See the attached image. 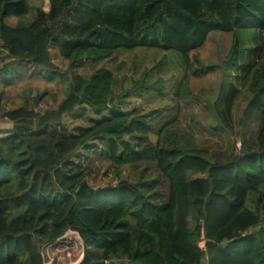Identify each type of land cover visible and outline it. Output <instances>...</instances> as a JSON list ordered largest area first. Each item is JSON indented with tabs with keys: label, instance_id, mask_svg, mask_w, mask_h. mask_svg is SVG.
I'll use <instances>...</instances> for the list:
<instances>
[{
	"label": "trees",
	"instance_id": "1",
	"mask_svg": "<svg viewBox=\"0 0 264 264\" xmlns=\"http://www.w3.org/2000/svg\"><path fill=\"white\" fill-rule=\"evenodd\" d=\"M126 1L0 0V120L12 124L0 134V264H58L50 253L79 247L75 264H264V0H134L119 25L106 9ZM214 31L232 34L222 70L236 82L211 102L190 80ZM171 59L172 97L213 108L222 129L248 96L253 149L214 162L167 125L150 142L145 117L121 107L164 93ZM146 163L166 183L161 203L117 181Z\"/></svg>",
	"mask_w": 264,
	"mask_h": 264
},
{
	"label": "rangeland",
	"instance_id": "2",
	"mask_svg": "<svg viewBox=\"0 0 264 264\" xmlns=\"http://www.w3.org/2000/svg\"><path fill=\"white\" fill-rule=\"evenodd\" d=\"M134 0H128L123 3L110 6L106 12L115 20L121 22L130 15V10ZM29 5L38 2L40 7H44V0H28ZM201 15L207 16L215 14L211 13L204 5H202ZM72 12L71 19L79 20V17L84 18L82 12ZM86 20V19H85ZM123 20V21H122ZM12 21V20H11ZM17 21H15L16 23ZM75 23L77 21H74ZM138 17L134 19V27L138 25ZM79 27L82 25L78 23ZM124 30V26H121ZM232 34L228 32H210L204 43L197 50V55L203 65L202 72L191 78L190 90L193 93L202 92L204 100L211 99L213 102L222 94L221 90H225L227 85L236 82V77L232 76L230 79L225 77L222 70L223 61L227 55L230 47ZM171 63L165 62L162 67V77L164 81L165 91L159 96L144 95L143 98L132 96L131 99L125 101L126 111H133L137 109L145 121L152 129L150 134V142L155 144L158 140L160 143L164 141L158 136V131L167 125L168 130H173L178 138H185L187 140L184 147L204 150L209 153L210 158L214 162H225L235 156H238L243 149L251 150L255 147V137L259 129V118L255 112L247 108L248 96L242 94L238 97L231 116L232 131L222 129L219 126L214 116V110L205 109L200 101L190 100L178 103L172 97V89L176 80L172 78L178 75V64L175 59L170 60ZM174 64V65H173ZM161 71V69H160ZM157 72V71H156ZM129 73V72H128ZM127 75V74H126ZM158 74L153 72L146 82H154ZM171 77V78H170ZM34 83L29 84L33 86ZM36 86V85H35ZM21 87V84L19 85ZM128 87V86H126ZM117 92V91H116ZM21 90H16L14 93L7 92V94L18 96ZM9 96V95H7ZM8 102L15 101L16 97L7 98ZM150 99L149 102L147 100ZM219 126V127H218ZM217 127V131L214 128ZM12 124L6 120H0V134L11 133ZM222 131V132H221ZM183 143L181 140L178 141ZM143 172L141 175L140 173ZM111 175V172H109ZM94 177L93 175H91ZM117 181L123 180L133 184L145 183L140 187L143 193L155 197L160 203L165 200L167 194V186L163 179L158 175L155 166L150 163L140 165L139 167H124L117 170ZM105 179V178H104ZM131 230L134 229V224L130 223ZM72 238L68 237L66 241ZM81 247L68 258H62L61 252L49 254L53 260V256L58 258V264H75Z\"/></svg>",
	"mask_w": 264,
	"mask_h": 264
}]
</instances>
